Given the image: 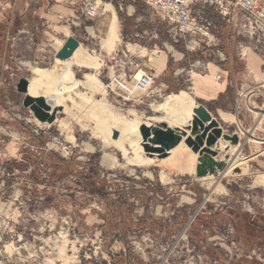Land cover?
I'll return each mask as SVG.
<instances>
[{"label":"rangeland","instance_id":"1","mask_svg":"<svg viewBox=\"0 0 264 264\" xmlns=\"http://www.w3.org/2000/svg\"><path fill=\"white\" fill-rule=\"evenodd\" d=\"M116 1L83 0L77 18L89 27L107 19L104 4ZM121 1L124 5L116 7L120 19L126 5ZM11 3L4 11L0 7V264H264V111H256L259 120L248 128L250 122L240 123L245 117L241 107L237 116L234 108L227 110L237 124L222 122L215 108L209 109L225 134H238L239 145L227 153L231 165L224 173L204 178H196L197 155L184 143L181 156L187 167L173 165L172 154L154 165L134 166L128 160L145 153L130 141L124 142V153L111 145L112 133L107 134L108 124L116 121L159 124L154 118L163 114L154 105L187 93L191 76L207 74L209 63L226 69L225 59L231 58L228 64L236 68V51L252 43L235 36L210 12L207 21L218 28L212 31L214 39L174 34L136 1L133 37L125 36L114 48L116 18L111 37L78 30L80 53L96 65L71 63L72 80L81 83L77 87L42 82L39 95L58 89L61 106L52 124H41L23 107L16 84L21 78L33 83L37 70L45 77L43 71L64 65L54 59L51 43L37 46L42 34L3 41L1 18ZM86 6L96 7L98 14L87 16ZM100 43L109 51L101 61ZM139 46L182 54L177 64L171 61L176 81L169 76L150 86L166 80V86H184L185 91L156 96L149 94V86L132 95L114 89V76L132 83L135 71L128 66L141 56ZM250 50L243 49L244 56Z\"/></svg>","mask_w":264,"mask_h":264},{"label":"crops","instance_id":"2","mask_svg":"<svg viewBox=\"0 0 264 264\" xmlns=\"http://www.w3.org/2000/svg\"><path fill=\"white\" fill-rule=\"evenodd\" d=\"M82 1L14 0L6 12L2 14V30L5 32L3 41L9 44L11 41L20 40L18 38L19 34H30L33 37L42 34L43 39L37 46H46L45 42L51 43L52 48L50 52L54 56L68 37L72 36L80 42L77 36L80 28H84V33L87 35L91 31L97 37L104 36L105 38L112 17V11L116 16L117 24L113 48L125 36L133 37L131 27H133L134 0L125 1L124 15L126 17L123 16L122 19L119 18L118 9L116 8L117 5L120 7L124 5L121 0L116 1V3H105L104 6L108 7L107 19L100 18L89 27H84V18H77L78 7H80ZM128 46L132 45L128 44ZM113 48L110 50V53L114 51ZM131 48L133 50V46ZM140 49L139 54L141 56H137L135 65L128 66V69L133 68L134 72L139 68L151 73L155 78L154 83L161 82L164 78H169V76L173 81H176L174 77L178 74L174 65L172 66L171 61L177 64L181 61L182 54L171 52L168 49L164 51L148 50L146 47H140ZM101 50L104 53H100L97 56L99 61L101 59L105 60L109 52L102 49L100 43ZM144 54H147V56ZM229 59L231 58L225 59V63L228 65L226 69L225 65L209 63V66L206 68L207 74L194 73L191 76L192 86H186V92L193 99L194 105L196 103L201 104L208 111L211 108H215L220 120L224 123L237 124L238 121L235 115L237 116L239 112L237 110L241 107L242 111L245 112V117L240 123L245 126V124L250 122L248 128L253 127L255 122L259 120L253 110L260 109L264 102V60L255 52H247L243 58L238 56V64L236 68H233L234 66L232 67L228 64L231 63ZM73 66L81 67L78 65ZM216 76H219V79H216ZM165 84H168L166 80ZM165 84L162 83V86H149L147 88L150 90L149 94L159 96L162 93H168L167 96H169L173 93L176 94V92L178 94L180 91H185L184 86H166ZM238 99L240 100V105H236ZM254 106H256V109ZM233 108L236 113L232 116L227 110ZM223 144L225 146L226 143H221L222 146ZM194 167H196V164Z\"/></svg>","mask_w":264,"mask_h":264},{"label":"built area","instance_id":"3","mask_svg":"<svg viewBox=\"0 0 264 264\" xmlns=\"http://www.w3.org/2000/svg\"><path fill=\"white\" fill-rule=\"evenodd\" d=\"M4 0L0 4L4 11L9 2ZM150 9L160 22L166 24L174 34H200L208 41L213 38L212 31L217 27L207 21V12L215 15L220 21L230 26L235 36L247 39L252 44L241 47L238 55L243 58V49L252 48L264 60V0H137ZM85 14L94 17L98 10L94 6H86ZM209 17V16H208ZM203 18V20H200ZM200 20V21H199ZM246 40V41H247ZM251 51V50H250ZM223 59V54L217 51ZM133 86H129L119 75L110 80V85L116 90L124 91L129 95L145 90L154 82V76L141 69H136L129 77ZM219 79V76H216ZM264 102L257 112H263ZM254 111V110H253ZM257 111V112H256ZM251 131V130H249Z\"/></svg>","mask_w":264,"mask_h":264},{"label":"water","instance_id":"4","mask_svg":"<svg viewBox=\"0 0 264 264\" xmlns=\"http://www.w3.org/2000/svg\"><path fill=\"white\" fill-rule=\"evenodd\" d=\"M80 42L70 36L62 47L54 54L55 60L66 61L71 59L79 48ZM29 80L21 78L16 84V91L24 96L22 105L29 109L33 118L41 124H52L56 119L57 108H51L43 96L32 97L28 94ZM189 131V134H187ZM138 132L141 138V147L148 156L156 155L158 159L165 158L168 152L174 149L182 141L184 145L197 155L195 167L196 178L212 176L217 171L224 173L228 168L227 154L229 146L224 151L219 150L218 142L223 140L231 146L239 145L237 133L225 134L219 123L211 113L201 104L196 103L191 111L190 124L183 128H171L165 122L149 126L140 124ZM118 132H112V138L117 139ZM224 152V153H223ZM223 153V158L218 155Z\"/></svg>","mask_w":264,"mask_h":264},{"label":"bare ground","instance_id":"5","mask_svg":"<svg viewBox=\"0 0 264 264\" xmlns=\"http://www.w3.org/2000/svg\"><path fill=\"white\" fill-rule=\"evenodd\" d=\"M99 3L101 1H98ZM112 10V9H111ZM115 15L112 12V17L110 19L109 27H108V37H111L113 34V30L115 27ZM80 47V46H79ZM104 47V46H103ZM80 54V55H79ZM86 56V57H85ZM75 58V59H74ZM74 61V62H73ZM73 62L74 65L78 66H84V67H89L90 65L94 64L96 65V60H93L90 57H87V55H83L80 53V48H78L75 53L73 54V57L71 59H68L66 61H63L64 67L61 68L60 70H54L51 69V71H43L47 76L45 77H40L41 72L40 70H37L35 73H38L33 78V83L29 81V86H28V94L32 97H38V96H43L47 103L51 106V108H57L60 107L61 105L58 104V98L59 95L61 94L60 90L58 89H50L49 94L47 96L45 95H39V87L41 86L42 82H54L56 81L58 85L60 86H65L66 89L68 88H73L76 85L81 84L77 80H72L73 72L70 69V65ZM86 76H90L89 74ZM41 79H40V78ZM94 77L91 76L90 79L92 80ZM84 84V83H82ZM133 85V84H129ZM77 87V86H76ZM195 107L193 99L185 92H182L178 95H172L169 96L165 99V101L159 105H154V110L156 112H161L163 114L162 117H156L154 118V122L161 123L165 122L168 126L170 127H180L183 128L184 126H187L190 124V119H191V111ZM264 111V110H263ZM160 114V115H161ZM107 124V123H106ZM105 124V125H106ZM141 123L138 122L136 119L132 120V123H127V122H113L108 124V136L111 135L113 131L118 132V137L117 139H111V145L113 147L119 148L125 153L124 150V142L130 141L131 143H135L136 147L135 150L139 153H143V149L141 147V140H140V135L138 132V127ZM146 125H150V123L147 121L145 122ZM187 134H189V131H187ZM134 136V138L132 137ZM219 150L222 152L224 151V148L227 146V142L224 146L221 145L220 141L218 142ZM183 141L177 145L174 149L170 150L167 154H172L173 160H171V163L173 165L177 164V166L180 167H187L188 162L183 160V157L181 156V149H183ZM236 146H231L229 148L230 152H232ZM228 150V152H229ZM227 152V153H228ZM229 152V153H230ZM221 154V153H220ZM192 155L195 157L196 155L192 153ZM240 160V159H239ZM129 163H132L134 166H138L141 164L146 165H154L157 162H162L165 161V159H158L156 155L153 156H148L144 154V157L142 156H135V158H131L128 160ZM229 159L227 160L228 167L231 165L229 164ZM263 181V179H261Z\"/></svg>","mask_w":264,"mask_h":264},{"label":"trees","instance_id":"6","mask_svg":"<svg viewBox=\"0 0 264 264\" xmlns=\"http://www.w3.org/2000/svg\"><path fill=\"white\" fill-rule=\"evenodd\" d=\"M137 1V0H136ZM136 1L134 0L135 4H136ZM139 2V1H138ZM119 17H122L121 14H119Z\"/></svg>","mask_w":264,"mask_h":264}]
</instances>
